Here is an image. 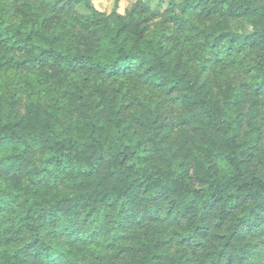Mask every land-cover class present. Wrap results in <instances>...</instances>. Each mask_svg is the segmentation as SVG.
<instances>
[{
  "label": "trees",
  "instance_id": "1",
  "mask_svg": "<svg viewBox=\"0 0 264 264\" xmlns=\"http://www.w3.org/2000/svg\"><path fill=\"white\" fill-rule=\"evenodd\" d=\"M162 3L136 0L121 13L91 0H0V58L58 86L23 111L0 98V264H91L93 237L137 250L130 228L163 208L183 221L178 241L201 251L170 250L154 230L128 264H248L259 249L264 163L259 173L250 161L264 121L246 105L264 93V0ZM158 16L192 29L194 63L173 57L165 28L148 29ZM222 61L225 84L208 76ZM128 74L184 104L194 135L173 143L155 98L135 95L127 111L104 79Z\"/></svg>",
  "mask_w": 264,
  "mask_h": 264
},
{
  "label": "rangeland",
  "instance_id": "2",
  "mask_svg": "<svg viewBox=\"0 0 264 264\" xmlns=\"http://www.w3.org/2000/svg\"><path fill=\"white\" fill-rule=\"evenodd\" d=\"M39 1V0H37ZM93 5L99 10L109 12L112 8L116 7L121 13H125L130 10L136 0H91ZM2 2V1H1ZM158 0H153V3H157ZM168 0H164L162 6L165 7ZM74 12H84L82 7H76ZM140 15L147 16L149 12L140 13ZM190 17L193 19H199V15L192 13ZM215 19V18H214ZM210 20L208 23H212ZM166 30L165 44L171 47V53L175 59H179L181 62L184 60L188 63H194L193 53L198 50L195 48L192 40L188 39V34L192 33V29L187 26V23L180 27V25L173 22L165 23L161 16L150 17L149 27L150 31H154L160 35L162 29ZM17 57V55H14ZM5 58H0V98L9 101L14 100L20 111L24 110L27 100L40 99L45 103L50 94L57 93V87L51 83H45L40 81L35 74L33 68L15 67ZM214 67L219 68L216 72H213ZM225 61L221 63L213 64L208 76L215 81L221 80V84H225L228 77H226ZM230 78V77H229ZM93 76H89L88 83H92ZM104 86L108 91L114 88L117 91V95L124 94L125 100L129 103L128 110L134 107L135 95H144L151 99H157L160 101L159 113L160 119L163 121L164 129L169 133V137L173 143H179L183 139L194 135V130L190 125H186L181 122V114L186 109L185 105L174 98L173 94H166L160 86L153 85L144 81L143 77L138 74L125 75L123 80L106 78L104 79ZM257 104L254 101H248L246 108L249 109L250 104L254 108L259 109L258 119L264 121V93L255 96ZM89 100L92 99V95L89 96ZM69 108H75V102L67 100ZM264 163V132L262 133V140L255 150L254 155L251 158V167L259 172L263 173ZM165 204V202H164ZM163 204V205H164ZM262 224V230L256 232L253 235L254 239H262L260 247L254 255L249 259L248 264H252L253 261H259L260 255L264 254V216L260 217ZM183 221L176 219L170 214H167L164 208L159 213L156 220H146L143 226L132 225L129 230L128 239L133 243L136 249L131 251L120 250L118 246H109L106 241H102L96 237L87 238L85 241V248L89 252L87 259L91 264H128L130 262H136V259L141 251L140 247H143L141 240L150 241L153 237V231L156 230L162 239L169 237L170 250H175L180 246H184L188 251L200 252V248L194 245H187L180 243L177 238V231L181 227Z\"/></svg>",
  "mask_w": 264,
  "mask_h": 264
}]
</instances>
